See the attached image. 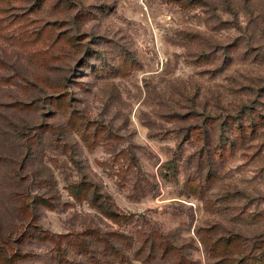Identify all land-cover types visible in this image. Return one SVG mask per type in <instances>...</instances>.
I'll return each mask as SVG.
<instances>
[{
  "label": "rangeland",
  "instance_id": "rangeland-1",
  "mask_svg": "<svg viewBox=\"0 0 264 264\" xmlns=\"http://www.w3.org/2000/svg\"><path fill=\"white\" fill-rule=\"evenodd\" d=\"M0 264H264V0H0Z\"/></svg>",
  "mask_w": 264,
  "mask_h": 264
}]
</instances>
